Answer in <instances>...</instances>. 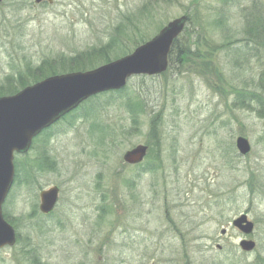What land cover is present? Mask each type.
<instances>
[{
    "label": "rangeland",
    "instance_id": "rangeland-1",
    "mask_svg": "<svg viewBox=\"0 0 264 264\" xmlns=\"http://www.w3.org/2000/svg\"><path fill=\"white\" fill-rule=\"evenodd\" d=\"M184 14L192 55L91 96L16 155L3 206L18 242L0 264H264V0H2L0 85L118 29L119 58ZM138 144L145 161L127 163ZM45 156L54 169L36 168ZM55 185L45 214L40 193ZM242 213L252 234L232 224Z\"/></svg>",
    "mask_w": 264,
    "mask_h": 264
},
{
    "label": "water",
    "instance_id": "water-1",
    "mask_svg": "<svg viewBox=\"0 0 264 264\" xmlns=\"http://www.w3.org/2000/svg\"><path fill=\"white\" fill-rule=\"evenodd\" d=\"M40 3L46 0H35ZM52 3L54 0H47ZM2 0H0V3ZM188 14L181 15L163 26L152 38L138 45L132 52L103 63L89 70L51 75L28 85L15 94L0 96V249L14 246L17 233L5 218L3 205L15 180L16 154L26 153L34 139L63 116L76 109L82 102L96 94L123 89L136 75H159L169 67V56L175 40L188 23ZM242 155L251 151L248 138L236 140ZM149 146L138 144L123 156L130 164L142 162ZM60 188L52 186L40 193V210L48 214L56 207ZM232 224L249 235L254 222L242 213ZM243 250L251 251L256 242L244 238Z\"/></svg>",
    "mask_w": 264,
    "mask_h": 264
},
{
    "label": "trees",
    "instance_id": "trees-1",
    "mask_svg": "<svg viewBox=\"0 0 264 264\" xmlns=\"http://www.w3.org/2000/svg\"><path fill=\"white\" fill-rule=\"evenodd\" d=\"M190 21H191V17L189 15L188 24L190 23ZM249 28H250L248 32L249 35H252V37H255L256 35L254 36L252 34L253 32H251L252 31L251 29H253V27H249ZM119 33H120V30L118 29L117 35H119ZM117 35L113 39L109 40L105 45L93 48L85 54H80L78 57H75V56L70 57L66 60L63 59L61 61H58L57 63H54V62L45 63L44 62L40 66L34 68L33 72L31 73L29 72L27 74H24V76L20 73L16 81H13L11 77L8 76L7 80L5 81V84L0 85V96L15 94L21 89H23L24 87L34 84L51 75L73 72V71H80V70L82 71L89 70L99 65L98 64L99 60H100V64H103V63L111 61V58L113 57L117 58L118 54L116 52L118 50L120 51L123 49L122 43L118 39ZM182 36L183 34H181L175 40L172 46V50L169 56V66L170 64L173 63L175 59L180 61L182 57L185 58V57L192 55V53H190L189 50L186 48V46L189 47V45L181 44ZM256 38H258V36H256ZM144 41L145 39L139 41L138 44H141ZM138 44H136V47L138 46ZM124 54H127V53H124ZM60 67L61 68L63 67V70L59 69ZM29 79H31L32 82H28ZM134 104H135V107L139 106L137 102H135ZM47 130H45V132H47ZM35 164H36L35 165L36 168L42 171L55 168L54 166L55 162L50 157L46 158V160L36 159ZM20 166H21L20 162L15 159V167H16L17 174H18V170ZM4 216L11 224H13L12 221L8 218V216L5 213H4Z\"/></svg>",
    "mask_w": 264,
    "mask_h": 264
},
{
    "label": "flooded vegetation",
    "instance_id": "flooded-vegetation-1",
    "mask_svg": "<svg viewBox=\"0 0 264 264\" xmlns=\"http://www.w3.org/2000/svg\"><path fill=\"white\" fill-rule=\"evenodd\" d=\"M148 154V153H147ZM147 157V156H146ZM146 157H145V159H146ZM145 159L142 161V162H140V163H138V164H134V165H140V164H142L144 161H145ZM3 213H4V206H3ZM18 235V234H17Z\"/></svg>",
    "mask_w": 264,
    "mask_h": 264
}]
</instances>
